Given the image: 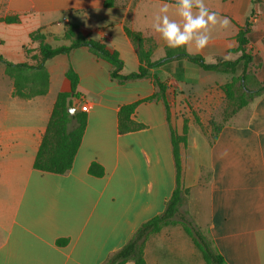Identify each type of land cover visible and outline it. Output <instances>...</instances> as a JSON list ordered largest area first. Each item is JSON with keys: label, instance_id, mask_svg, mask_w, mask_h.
Listing matches in <instances>:
<instances>
[{"label": "crops", "instance_id": "crops-1", "mask_svg": "<svg viewBox=\"0 0 264 264\" xmlns=\"http://www.w3.org/2000/svg\"><path fill=\"white\" fill-rule=\"evenodd\" d=\"M176 2L0 0V17H19L0 21V54L25 61V49L34 53L38 45L29 32L40 28L51 45L66 44L60 35L75 23L87 38L117 51L120 72L127 73L137 69L138 57L124 26L151 36V59L162 58L167 45L153 24L164 3L169 19L180 22ZM203 3L217 13V23L208 26L203 49L189 44L185 50L206 62L235 59L237 31L248 24L245 50L258 65L257 78L264 80V0ZM224 17L227 27L220 26ZM69 66L78 75V95L71 103L75 110L87 103L85 127L68 170H40L33 159L57 93L69 90ZM45 67L47 91L23 98L13 93L0 63V264L102 263L143 221L163 211L175 187L170 134H181L184 123L179 154L187 213L226 264H264V90L229 116L211 140L205 125L225 100L220 86L237 68L235 73L198 70L184 58H172L148 76L120 82L111 78L109 62L85 45L47 59ZM154 76L166 86L167 106L162 99L145 100L157 90ZM136 101L130 119L141 126L119 131L120 106ZM92 162L103 168L101 175L89 172ZM144 258L145 264H205L180 225L149 235Z\"/></svg>", "mask_w": 264, "mask_h": 264}, {"label": "trees", "instance_id": "trees-1", "mask_svg": "<svg viewBox=\"0 0 264 264\" xmlns=\"http://www.w3.org/2000/svg\"><path fill=\"white\" fill-rule=\"evenodd\" d=\"M105 6H108V2H105ZM0 21L6 23L18 22L19 17L17 15L0 17ZM124 31L135 47L138 57L137 69L127 73L120 72L122 60L119 58L117 51L109 50L100 41L87 38L77 29L75 23H68L60 35V39L67 41L66 44L51 45L45 41V34L41 32V29L37 28L28 34L32 41L38 42L36 52L30 53L31 50L26 48L27 60L21 62H11L0 54V63L3 64L5 73L13 81V93L23 98L41 95L47 91L49 83L48 72L45 67L47 59L57 54L68 53L71 49L81 45L87 46L96 56L109 62L111 78L120 82L148 76L151 68L157 67L172 58H184L203 70L225 73H235L238 64L241 63L239 76L232 75L229 80L220 86L228 103L230 99H236V101L238 99V102H236L235 108L224 115L219 122H215L213 118L208 121L211 140L215 139L219 128L229 116L264 90V80L260 81L250 71L252 56L245 50V45L248 42V24L245 27H240L236 34L238 42L236 50L240 52L238 57L235 59L217 57L213 62H206L201 55L187 52L184 46L179 48L166 46L164 56L152 60L151 54L155 44L151 36H144L141 32L131 30L126 26H124ZM65 76L69 80V90L57 93L45 131L33 159V167L55 173H63L71 167L86 122L84 111L80 109L75 110L73 113L68 111L69 107H73L71 98L78 95L76 90L78 75L69 66L65 71ZM154 78L157 90L146 97L145 100L162 99L165 106H167L164 96L166 86L156 76ZM136 104L137 101L120 106L117 113L119 131L133 130L141 126L140 123L130 119V114ZM195 121L202 127L197 117H195ZM186 128V123H184L181 134H176L171 130L175 187L168 197L163 211L143 221L127 241L117 250L111 252L100 264H123L128 260L132 261L133 264H145V240L149 235L168 225H180L184 229L200 251L205 264H226L222 255L214 248L211 240L194 223L184 207L188 189L182 183L179 144L185 142ZM89 172L101 175L103 168L98 163L92 162L89 166Z\"/></svg>", "mask_w": 264, "mask_h": 264}, {"label": "clouds", "instance_id": "clouds-1", "mask_svg": "<svg viewBox=\"0 0 264 264\" xmlns=\"http://www.w3.org/2000/svg\"><path fill=\"white\" fill-rule=\"evenodd\" d=\"M193 7V0H177V15L180 17V22H177L170 20L167 15L169 5L162 4L159 10L160 15L157 16L153 29L160 34L161 39L169 48L194 44L199 51L207 45L209 41L208 26L217 23V13L205 7L203 0H197L195 7L198 11L196 14L193 13ZM228 24L227 17L220 21L221 27H227Z\"/></svg>", "mask_w": 264, "mask_h": 264}, {"label": "rangeland", "instance_id": "rangeland-1", "mask_svg": "<svg viewBox=\"0 0 264 264\" xmlns=\"http://www.w3.org/2000/svg\"><path fill=\"white\" fill-rule=\"evenodd\" d=\"M191 65H193V67H196L198 70L201 69L197 65H195L194 63H191ZM257 67H258V65L251 63L250 71L252 73H254V75H256V77L259 76V74L257 73L258 72V68ZM240 73H241V63H239L238 66H237V74H236V77H237V75L239 76ZM236 85H237V81H236ZM236 102H238V99H237V101H236V99H234V100L230 99L229 100V103L227 102V100H224L223 103L217 108V110L214 111L216 114L211 115V118H213L215 122H219L221 120L220 118H222L229 111H232V109L235 108ZM205 126H207L210 129L209 122Z\"/></svg>", "mask_w": 264, "mask_h": 264}, {"label": "built area", "instance_id": "built-area-1", "mask_svg": "<svg viewBox=\"0 0 264 264\" xmlns=\"http://www.w3.org/2000/svg\"><path fill=\"white\" fill-rule=\"evenodd\" d=\"M168 87H172V82H168ZM80 108L81 110L85 111L87 109V103H84Z\"/></svg>", "mask_w": 264, "mask_h": 264}, {"label": "water", "instance_id": "water-1", "mask_svg": "<svg viewBox=\"0 0 264 264\" xmlns=\"http://www.w3.org/2000/svg\"><path fill=\"white\" fill-rule=\"evenodd\" d=\"M68 111H69V113H73L75 111V108L74 107H69Z\"/></svg>", "mask_w": 264, "mask_h": 264}]
</instances>
